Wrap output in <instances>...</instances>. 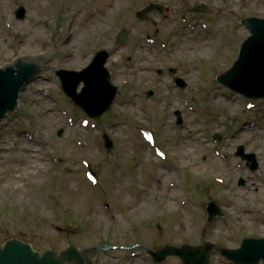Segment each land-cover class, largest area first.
<instances>
[{
    "label": "rangeland",
    "instance_id": "1",
    "mask_svg": "<svg viewBox=\"0 0 264 264\" xmlns=\"http://www.w3.org/2000/svg\"><path fill=\"white\" fill-rule=\"evenodd\" d=\"M150 1L169 11L139 21ZM202 3L211 6L206 17L191 11ZM249 17L264 18V0H0V68L57 49L0 123V245L18 238L41 253L105 245L87 264H184L175 255L156 263L150 253L264 238V98L217 79L250 35L241 24ZM122 30L130 31L125 45ZM100 50L110 52L119 93L91 119L57 71H80ZM240 146L257 171L236 156ZM210 201L224 216L208 222ZM209 264L233 263L213 250Z\"/></svg>",
    "mask_w": 264,
    "mask_h": 264
},
{
    "label": "water",
    "instance_id": "2",
    "mask_svg": "<svg viewBox=\"0 0 264 264\" xmlns=\"http://www.w3.org/2000/svg\"><path fill=\"white\" fill-rule=\"evenodd\" d=\"M207 8L206 5H202L193 11L204 12ZM154 10L164 13L167 8L151 2L139 10L136 17L141 21H146ZM25 16L26 9L24 7L17 9L16 17L18 19H24ZM242 24L248 28L250 36L242 43L239 56L233 66L224 74L219 75L217 79L229 89L247 98L262 99L264 98V18H246L242 20ZM128 35V30H122L117 37L118 43H126ZM56 54V46L52 45L45 53L17 57L0 68V121L19 107L18 99L24 86ZM109 57V52L102 50L95 55L90 65L81 71L64 69L57 71L65 93L91 118L101 117L106 113L118 93V88L111 83L110 72L106 67ZM171 71L174 72V70ZM175 82L181 88L187 86L181 78H176ZM81 85L83 87L78 92ZM176 116L177 124L181 125L183 120L179 111L176 112ZM61 134L62 131L59 132V135ZM104 139L106 148L111 150L113 142L108 135H104ZM236 156L245 160L252 171L258 169L255 155L245 153L243 146L238 148ZM243 184L244 180H241L240 185ZM207 212L208 221H212L217 216H223L215 202L208 204ZM96 248L106 250L107 246L101 245ZM93 249L95 248L80 250L72 245L62 252L49 249L40 253L30 243L13 238L7 240L4 245H0V264H87L86 256ZM212 250L219 251L234 264H258L260 261H264V238H245L238 249L219 248L211 243L205 246L204 251L201 247H193L188 244L180 248L167 245L162 251L152 253V255L156 262H162L168 255H175L179 256L184 264H209Z\"/></svg>",
    "mask_w": 264,
    "mask_h": 264
},
{
    "label": "flooded vegetation",
    "instance_id": "3",
    "mask_svg": "<svg viewBox=\"0 0 264 264\" xmlns=\"http://www.w3.org/2000/svg\"><path fill=\"white\" fill-rule=\"evenodd\" d=\"M198 5H199V4H198ZM196 6H197V5H196ZM210 7H211V6H210ZM209 10H211V8H207L205 12H203V13H198V14H200V15H204V16H205V15L208 16V14H209L208 11H209ZM168 11H169V10H168ZM156 15H160V14H158V12H154V13L151 15V16H152L151 18L153 19ZM193 16H196V15H192V17H193ZM206 16H205V17H206ZM174 74H175V73H174ZM173 78H174V80H175V75L173 76Z\"/></svg>",
    "mask_w": 264,
    "mask_h": 264
}]
</instances>
